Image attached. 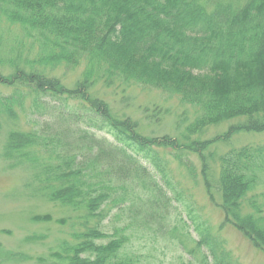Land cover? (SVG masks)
Returning <instances> with one entry per match:
<instances>
[{"label": "trees", "instance_id": "1", "mask_svg": "<svg viewBox=\"0 0 264 264\" xmlns=\"http://www.w3.org/2000/svg\"><path fill=\"white\" fill-rule=\"evenodd\" d=\"M0 24L8 28L0 86L9 90L0 91L2 157L28 176L29 194L80 212L72 240L39 264H142L125 251L126 227L105 232L103 206L118 208L128 227L171 232L173 197L143 163L152 157L158 165L155 147L173 150L192 179L201 175L224 223L264 252V142L216 149L237 133L264 132V0H0ZM65 68L82 69L74 85L59 75ZM140 87L191 108L179 136L145 134L108 100ZM155 106L145 118L159 124L169 110ZM22 116L43 119L24 128ZM225 123L227 130L200 138ZM197 228L203 264H236L208 228ZM28 260L0 243V264Z\"/></svg>", "mask_w": 264, "mask_h": 264}, {"label": "rangeland", "instance_id": "2", "mask_svg": "<svg viewBox=\"0 0 264 264\" xmlns=\"http://www.w3.org/2000/svg\"><path fill=\"white\" fill-rule=\"evenodd\" d=\"M2 32L5 33L3 37ZM0 40L1 44L8 45V28L2 24H0ZM81 70L80 68L75 71H69L67 68L60 69L59 75L65 83L74 85ZM0 91L5 94L9 93L8 89L1 86ZM128 95L124 98L126 96L124 94H114V96H109L108 100L115 111L132 114L135 119L139 120L145 134L169 133L172 136H179V132L186 124L182 123L180 117L184 111L191 108L182 105L176 96L153 88H136ZM155 105L164 111L169 110L159 124L149 122L145 118V110H153L156 108ZM187 116L188 121H191L194 114L191 112ZM42 119L36 116L31 121L30 118L22 116L20 125L24 128H31V126L39 125ZM228 126L229 123L213 126L200 138H212L227 130ZM1 133L0 243L7 250L23 251L33 256V260L26 262L4 264H39L37 259L40 256H46L63 239L72 240V233L80 228L81 220L77 217L80 212L52 202L45 196L29 194L25 187V183L30 180L28 176L24 175L21 170L10 167L2 157L6 130ZM263 142L264 132H241L232 137L230 144H220L216 149L223 151L234 146L255 145ZM155 151L158 152V165L152 161V157L143 159V163L158 177L169 195L173 197L171 232L165 237H160L153 231L128 227L126 215L121 214L119 209L112 204L103 206L102 226L105 232L120 233L126 227V234L130 236V241L125 251L140 256L142 264H203L202 254L207 250L205 246L198 249L195 240L202 237L197 227H200L201 231L208 228L211 236L223 244L236 264H264V252L256 248L235 226L224 223V215L221 209L209 199L201 175L192 179L186 168L180 166L172 155L173 150L155 147ZM188 160L199 173L198 157L190 155ZM262 182L264 183V175ZM261 189L264 192V185ZM46 215H49L51 219H34L35 216ZM61 220L67 222L63 223ZM108 241L109 239H104V242Z\"/></svg>", "mask_w": 264, "mask_h": 264}]
</instances>
